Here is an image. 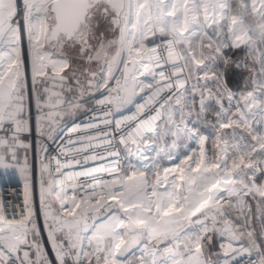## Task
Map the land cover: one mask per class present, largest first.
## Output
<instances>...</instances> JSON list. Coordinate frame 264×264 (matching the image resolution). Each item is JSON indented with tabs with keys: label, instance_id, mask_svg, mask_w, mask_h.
I'll return each instance as SVG.
<instances>
[{
	"label": "snow or ice",
	"instance_id": "snow-or-ice-1",
	"mask_svg": "<svg viewBox=\"0 0 264 264\" xmlns=\"http://www.w3.org/2000/svg\"><path fill=\"white\" fill-rule=\"evenodd\" d=\"M0 169V264H264V0H0Z\"/></svg>",
	"mask_w": 264,
	"mask_h": 264
},
{
	"label": "built area",
	"instance_id": "built-area-1",
	"mask_svg": "<svg viewBox=\"0 0 264 264\" xmlns=\"http://www.w3.org/2000/svg\"><path fill=\"white\" fill-rule=\"evenodd\" d=\"M61 141L58 139L56 143L51 145L52 154H55L56 144ZM183 152V148L180 149ZM34 156V155H33ZM0 202L7 207L8 213L11 215L13 212L19 213L23 205V182L19 176L16 175L10 181L0 180ZM246 259V258H245Z\"/></svg>",
	"mask_w": 264,
	"mask_h": 264
},
{
	"label": "trees",
	"instance_id": "trees-1",
	"mask_svg": "<svg viewBox=\"0 0 264 264\" xmlns=\"http://www.w3.org/2000/svg\"><path fill=\"white\" fill-rule=\"evenodd\" d=\"M237 71H238V75L234 77L233 84L230 85V86H233V88L235 90L244 89V87H245V81L247 80V76H246V74L242 70H237ZM236 84L239 85V88L238 89L235 87Z\"/></svg>",
	"mask_w": 264,
	"mask_h": 264
},
{
	"label": "rangeland",
	"instance_id": "rangeland-1",
	"mask_svg": "<svg viewBox=\"0 0 264 264\" xmlns=\"http://www.w3.org/2000/svg\"><path fill=\"white\" fill-rule=\"evenodd\" d=\"M33 144H34V148H35V132H33ZM208 147H209V149L211 150V142H209V145H208ZM32 155H34V152H33V154ZM3 170L2 169H0V172H2Z\"/></svg>",
	"mask_w": 264,
	"mask_h": 264
},
{
	"label": "crops",
	"instance_id": "crops-1",
	"mask_svg": "<svg viewBox=\"0 0 264 264\" xmlns=\"http://www.w3.org/2000/svg\"><path fill=\"white\" fill-rule=\"evenodd\" d=\"M230 55H232V53H229ZM245 74H246V76L248 77V73L247 72H245V71H243ZM235 90V89H234ZM240 90H243V89H240Z\"/></svg>",
	"mask_w": 264,
	"mask_h": 264
}]
</instances>
